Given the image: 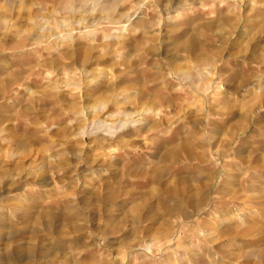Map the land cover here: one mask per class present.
Segmentation results:
<instances>
[{
	"label": "rangeland",
	"instance_id": "374dc122",
	"mask_svg": "<svg viewBox=\"0 0 264 264\" xmlns=\"http://www.w3.org/2000/svg\"><path fill=\"white\" fill-rule=\"evenodd\" d=\"M112 1L0 0V264H264V0Z\"/></svg>",
	"mask_w": 264,
	"mask_h": 264
},
{
	"label": "bare ground",
	"instance_id": "6f19581e",
	"mask_svg": "<svg viewBox=\"0 0 264 264\" xmlns=\"http://www.w3.org/2000/svg\"><path fill=\"white\" fill-rule=\"evenodd\" d=\"M226 1H229V0H221L222 3L226 2ZM233 1H235V0H233ZM119 2H120V0H113L112 2H107V3L104 4V6L102 8H103V11L107 14L106 16H108L109 14H112L114 11H116L115 7L117 6V4ZM169 2H171V3L174 2V4L177 5V7L175 8L176 11L178 9L181 10L182 8H184V6H187L189 4H191V5H195L196 4L194 1H191V0H169ZM248 2H249L248 5H252L251 7L253 8L255 3L253 1H251V0H249ZM173 8L174 7H169L168 8V6L166 5V9H165V13L166 14H164V15H167L169 17V15L171 14V9H173ZM235 8H237V7H235ZM137 14H138L137 11L133 12V13L130 12V13L122 14V16L125 18L124 19V21H125L124 23L121 22L120 20H118L117 23L116 22H111L109 20L106 21V22H100L99 21V22H96V23H92V25L90 27H98V26H101V25H103V26L105 25L106 26L105 27L106 30L103 33L104 34L103 40L106 41L108 49L109 48H113V46L123 45L124 44V42L126 41V37L124 38V36L122 35V32L127 30L126 28L131 25L133 20L136 18ZM84 29H86V27ZM67 33L73 34L72 31H67ZM101 33H102V31H101ZM98 37H100V35ZM67 38H72V37L70 36V37H67ZM98 39H100V38H98ZM103 45H105V44H103ZM105 50H107V49H105ZM203 75H204L203 73H199L197 75V77L199 78V77H202ZM113 76L114 75L110 74V75H106L105 77L112 78ZM112 84H113V86H116L117 83H116V81L115 82L113 81ZM254 86H257V85L255 84V85H253V87ZM114 91L116 92L117 88L114 89ZM257 91L260 92L259 89ZM117 97H119V96L116 95L115 98H117ZM106 108H107V104L104 105V107L101 109V111L102 110H106ZM151 111H152L151 109H146V108L142 107V108H139L138 110H134L133 112H123V113L121 112L122 114H120V115H114L115 119L112 120L111 122H102V121H100L98 123L94 122L93 126L97 125V126H99V128L95 129L91 134L104 133V135H105V137L107 139H114L115 140L118 137L119 130L120 131H124V130L128 129V127L130 125H134L135 126L137 123L142 122V119L141 118L137 119V117H140V115H143V114L147 115ZM93 121H95V120H93ZM80 135L83 138H86V137H88V135H90V133L88 134L87 130L85 128V129H83L81 131ZM209 146H211V144ZM203 147H205V146H203ZM222 159L224 160V156L222 157ZM228 175H230V174H228ZM228 177H229L228 180H230L232 178V176H228ZM224 189H226V188H224ZM245 206H248V205H245Z\"/></svg>",
	"mask_w": 264,
	"mask_h": 264
}]
</instances>
